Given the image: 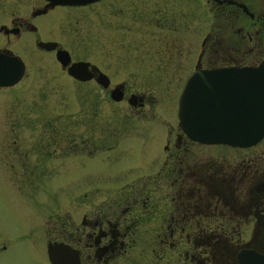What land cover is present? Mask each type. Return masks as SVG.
<instances>
[{
    "label": "flooded vegetation",
    "instance_id": "1",
    "mask_svg": "<svg viewBox=\"0 0 264 264\" xmlns=\"http://www.w3.org/2000/svg\"><path fill=\"white\" fill-rule=\"evenodd\" d=\"M205 2L210 4L209 31L202 33L190 53L185 38L191 26L203 29L201 23L190 20V0H97L84 5L0 0V56L6 60L16 57L23 63L16 83L0 85L1 125L13 124L2 108V94L14 86L25 92L47 89L35 88L41 79L36 68L46 58L76 89L86 88L87 102L80 105L87 108L91 119L81 142L111 150L120 146L115 138H157L144 142L151 146L148 153L140 152L146 160L96 176L103 182L86 185L80 193L76 189L69 200V213L56 215L57 242L75 250L79 264H241L249 253L264 255V136L248 147L200 142L187 136L178 117L180 94L195 69L208 73L254 67L264 59V0H199L192 5L197 17ZM98 13L103 26L110 25L112 18L127 33L135 32L133 41L139 44L152 43L157 31L171 34L167 54L161 59L185 60L188 67L176 94L175 118L168 119L174 110L171 105L163 108L164 117L159 115L153 95L134 91L126 81L113 80L97 59L75 58L68 50L72 62L91 64L88 69L93 77L87 81L73 78L57 61V50L66 49L63 39L71 32L77 34L76 26L86 16ZM104 36L108 39V34ZM49 42L56 44L54 49L40 46ZM93 66L108 76L106 87L97 81ZM213 83L211 78L193 82L206 87ZM117 89L122 92L120 101L111 99ZM94 90L104 102L93 101ZM36 111V122L42 126L39 148L53 146L59 133L46 134L44 115L41 118L38 112L42 110ZM130 131L133 134L126 135ZM55 146L51 151L25 150L22 156L5 151L0 161H8L0 171L12 170L14 159L25 160L26 183L41 190L44 184L35 181L52 160L62 159L61 153L69 158ZM109 158L115 163L121 160Z\"/></svg>",
    "mask_w": 264,
    "mask_h": 264
},
{
    "label": "rangeland",
    "instance_id": "2",
    "mask_svg": "<svg viewBox=\"0 0 264 264\" xmlns=\"http://www.w3.org/2000/svg\"><path fill=\"white\" fill-rule=\"evenodd\" d=\"M198 1L190 0V20L195 24L201 23L203 29L191 26L185 38L190 53L196 50L200 36L208 32L210 26V4L205 2L204 10L198 8V20L196 8L192 9V5ZM86 18L85 22L76 26L77 34L71 32L70 37L63 39V46L75 58L97 59L113 80L126 81L134 91L144 90L148 95H153L159 115L164 117L163 108L166 110L171 105L174 110L168 119L175 118L176 94L188 67L185 60L178 63L161 59V56L164 58L163 54H167L171 34L157 31L152 43L139 44V41H133L137 35L135 32L127 33L112 18L107 26H103L100 13L89 14ZM104 33L108 34L106 40ZM41 61L36 68L41 79L35 88L46 86L44 92L40 89L25 92L14 86L9 93L1 95L2 108L13 124L1 125L0 122V156H4L5 151L15 155L21 153V156L25 150L51 151L56 145L55 150L68 153L69 158L61 153L62 159L52 160L51 166L35 181L44 184L41 190L26 183L25 160L14 159L12 170L7 173L0 171V247H7L5 250L0 249V264H49L46 245L48 242H57L53 230L55 217L59 213H69V200L74 191L77 189L80 193L86 185L103 182L96 180V176L101 177L112 170L146 160L144 154L151 150V146L144 142L157 139L115 138L120 141V146L111 150L101 149L96 143L90 146L81 142L88 134L87 123L91 119L87 116V108L81 107L82 103L87 102L84 99L86 88L76 89L70 84V79L62 77L46 58ZM91 97L94 102H104L95 90ZM37 108L42 110L38 111L40 117L44 115L46 134L59 133L55 144H50L53 146L45 148L42 144V148H39L37 142L38 136L42 134V126L36 122ZM100 109L105 107L101 106ZM110 110L108 114H111ZM112 117L110 115V119ZM130 124L134 123L130 121ZM170 124L174 126L175 122L171 121ZM136 125L131 127L134 132L137 130ZM160 131L158 135L166 133V130ZM129 134L133 132H126V135ZM91 139L99 141L101 138ZM125 151L129 154H124ZM115 156L121 157V160L115 163L109 158ZM7 161L1 160L0 167H5ZM87 174H91V177L87 178Z\"/></svg>",
    "mask_w": 264,
    "mask_h": 264
},
{
    "label": "water",
    "instance_id": "3",
    "mask_svg": "<svg viewBox=\"0 0 264 264\" xmlns=\"http://www.w3.org/2000/svg\"><path fill=\"white\" fill-rule=\"evenodd\" d=\"M52 3L84 5L97 0H50ZM45 49H54V42L41 43ZM56 59L67 67V73L80 81L93 77L89 62H72L65 49L56 52ZM94 67V66H93ZM97 71V81L104 87L109 78ZM23 73V63L16 57L3 59L0 56V85L9 86L18 81ZM211 78V87L193 84L197 79ZM135 98V97H134ZM111 99L120 101L119 89L111 93ZM131 102V101H130ZM135 105L136 102L132 101ZM179 124L192 139L205 143H221L248 147L258 143L264 136V59L254 67L217 69L200 73L195 69L179 97ZM46 253L51 264H79L76 251L69 245L48 242ZM241 264H264V255L249 253Z\"/></svg>",
    "mask_w": 264,
    "mask_h": 264
}]
</instances>
